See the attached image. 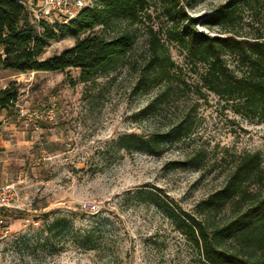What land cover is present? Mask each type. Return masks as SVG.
I'll use <instances>...</instances> for the list:
<instances>
[{"label": "rangeland", "instance_id": "1", "mask_svg": "<svg viewBox=\"0 0 264 264\" xmlns=\"http://www.w3.org/2000/svg\"><path fill=\"white\" fill-rule=\"evenodd\" d=\"M225 1L182 3L200 22ZM259 9L254 22L248 10L241 13L242 33L248 31V22L264 29V6ZM137 35L130 59L92 82L80 81L74 67L25 73L0 69V90L11 84L16 89L11 114L0 112V183L17 182L20 193L19 208L9 209L0 219V264H198L195 248L154 206L137 200L135 191L144 185L158 188L190 211L220 185L230 153L258 151L264 160V122L233 114L212 94L197 101L184 142L159 155L119 149L114 144L117 136L165 130L184 113V103L177 99L154 114L136 115L156 92L138 83V64L145 54L142 28ZM74 42L70 37L53 39L38 58ZM169 48L186 81L192 82L195 75L184 54L174 44ZM50 106L51 119L15 116L18 107L44 112ZM199 147L213 164L203 177L199 171L167 166ZM56 217H64L67 226L58 234L46 231L45 224ZM89 227L94 230L92 249L80 243ZM3 229L9 234L2 236Z\"/></svg>", "mask_w": 264, "mask_h": 264}, {"label": "trees", "instance_id": "2", "mask_svg": "<svg viewBox=\"0 0 264 264\" xmlns=\"http://www.w3.org/2000/svg\"><path fill=\"white\" fill-rule=\"evenodd\" d=\"M261 6L264 0H226L199 22L198 16L187 13L182 0H93L67 23H49L33 22L19 0H0V69L25 73L74 67L80 81L92 82L130 59L142 28L145 54L138 64V83L156 92L136 115L154 114L162 104L177 99L183 101L184 113L165 130L125 133L114 144L159 155L184 142L197 101L209 94L233 114L264 122V29L248 22V31L241 32V13L248 10L254 22ZM96 27L101 31L95 32ZM214 27L217 32L204 31ZM58 37L75 42L40 60L43 49ZM170 44L184 54L195 75L192 82L186 81L184 69L172 59ZM15 98L14 85L1 89L0 112L11 114ZM229 158L220 185L190 211L148 185L135 191L134 197L154 206L195 248L198 264H264V160L258 151L233 152ZM167 166L199 171L203 177L213 164L199 147ZM66 226L64 217H56L45 224V230L55 229L58 234ZM93 231L85 229L80 238L89 249Z\"/></svg>", "mask_w": 264, "mask_h": 264}, {"label": "built area", "instance_id": "3", "mask_svg": "<svg viewBox=\"0 0 264 264\" xmlns=\"http://www.w3.org/2000/svg\"><path fill=\"white\" fill-rule=\"evenodd\" d=\"M91 0H29L19 2L25 7L33 22L45 20L47 22L67 23L83 7L88 6ZM17 118H24L29 121L36 119H51L53 107L46 111L29 110L18 107L15 111ZM20 193L17 182L9 181L0 184V219L3 213L9 209L19 208ZM9 234L8 229H3L2 236Z\"/></svg>", "mask_w": 264, "mask_h": 264}, {"label": "crops", "instance_id": "4", "mask_svg": "<svg viewBox=\"0 0 264 264\" xmlns=\"http://www.w3.org/2000/svg\"><path fill=\"white\" fill-rule=\"evenodd\" d=\"M29 1V0H28ZM6 182V181H5ZM4 183V182H3ZM1 184V183H0ZM6 211H9V210H6ZM6 211H4V212H6Z\"/></svg>", "mask_w": 264, "mask_h": 264}]
</instances>
